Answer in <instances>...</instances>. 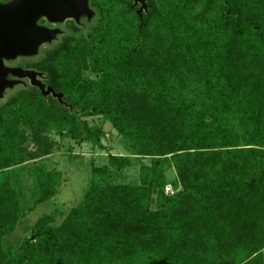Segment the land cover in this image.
<instances>
[{
	"label": "trees",
	"instance_id": "trees-1",
	"mask_svg": "<svg viewBox=\"0 0 264 264\" xmlns=\"http://www.w3.org/2000/svg\"><path fill=\"white\" fill-rule=\"evenodd\" d=\"M145 3L89 0L86 32L68 23L20 63L63 97L27 85L0 103V264H264V0ZM98 116L149 159L137 182L117 181L133 161L110 155L58 225L45 215L6 244L60 183L18 167L26 131L102 148Z\"/></svg>",
	"mask_w": 264,
	"mask_h": 264
},
{
	"label": "rangeland",
	"instance_id": "rangeland-1",
	"mask_svg": "<svg viewBox=\"0 0 264 264\" xmlns=\"http://www.w3.org/2000/svg\"><path fill=\"white\" fill-rule=\"evenodd\" d=\"M57 23L61 24L60 21ZM87 24L88 23L84 24L83 27L80 26L82 31L86 32L90 27L91 23L89 22V24ZM57 30H59L60 33L55 35V38L52 39L51 42L41 44L37 49L38 53L36 55L18 56L11 60H4V65H15L17 63H24L32 59H37L44 49L57 42L64 34L60 29ZM28 84L29 80L23 79L20 84L13 88H5L0 97V103H3L16 88ZM87 121L90 124L100 126L102 130L100 138L102 148L89 142H76L66 136L60 137L54 132H43L41 137L44 140L42 145H39L36 137L32 135L31 131H26L25 134L27 137L25 140L26 142L24 143V147L26 146L25 149L27 150L26 161L18 167H28L32 164L43 165L45 170L53 169L59 172L60 183L57 187L56 195L48 201L37 205L31 212H29L26 218L17 226L14 233L7 237L6 244L12 246L17 245L22 237L29 236L30 228L37 219L45 215H52L53 221L51 222L54 225H58L64 216L80 203L86 185L91 178L92 168L106 165L110 155L129 157L133 161L131 167L125 168L121 172L122 176H119L120 174L116 173V177L119 176L116 180L131 183L137 182L139 163L148 164L149 159H142L136 155L134 156L129 142L117 135L110 123L103 117H90L87 118ZM169 174L168 179H175L173 170L169 171ZM20 178L24 179L26 178V175L22 174L20 175ZM27 182L32 183V180L29 179ZM30 185L31 184H28L29 187ZM166 187H171V185L167 184L164 188V193L167 195L165 192ZM26 191L29 192V190L26 189L25 192L22 193L23 195L26 194L25 207H28L31 205V200L30 195L26 193ZM172 191L174 192L173 188Z\"/></svg>",
	"mask_w": 264,
	"mask_h": 264
},
{
	"label": "water",
	"instance_id": "water-1",
	"mask_svg": "<svg viewBox=\"0 0 264 264\" xmlns=\"http://www.w3.org/2000/svg\"><path fill=\"white\" fill-rule=\"evenodd\" d=\"M133 1V6L140 5L138 13L146 10L145 0ZM81 15H86L88 19L92 16L88 0H15L11 6H0V97L5 88L11 89L21 80L28 79L30 86L37 88L43 97L51 95L61 102L62 94L54 93L52 88L45 86L42 73L6 67L4 60L34 56L41 44L51 42L60 33L57 29L37 27L35 23L39 17L57 23L67 18L77 21ZM8 75L14 79H7Z\"/></svg>",
	"mask_w": 264,
	"mask_h": 264
},
{
	"label": "flooded vegetation",
	"instance_id": "flooded-vegetation-1",
	"mask_svg": "<svg viewBox=\"0 0 264 264\" xmlns=\"http://www.w3.org/2000/svg\"><path fill=\"white\" fill-rule=\"evenodd\" d=\"M15 0H0V6H11L12 3H14ZM88 3H89V0H88ZM132 4H133V0H132ZM89 5V4H88ZM133 6V5H132ZM138 6H140L138 4ZM6 7V6H5ZM91 21V20H90ZM89 19L87 18L86 15H81L79 16L78 20L76 21L74 18H67L65 19L64 21L61 22V24H58V23H55V22H51L49 21L46 17H39L37 20H36V23L35 25L37 27H44V28H48V29H60L61 31H65V27H66V24L68 23H71L73 22L74 24L76 25H79L81 27L84 26V24L86 23H89L90 22ZM5 66L7 67H20V68H23V69H26L24 67H21L20 66V63H17L15 65H6ZM31 70V69H29ZM7 79L11 80V79H14L13 77H11L10 75L7 76ZM29 85V84H28ZM27 86V85H26ZM30 86V85H29Z\"/></svg>",
	"mask_w": 264,
	"mask_h": 264
},
{
	"label": "built area",
	"instance_id": "built-area-1",
	"mask_svg": "<svg viewBox=\"0 0 264 264\" xmlns=\"http://www.w3.org/2000/svg\"><path fill=\"white\" fill-rule=\"evenodd\" d=\"M165 192L167 193V195H172L173 194V191H172L171 187H166Z\"/></svg>",
	"mask_w": 264,
	"mask_h": 264
}]
</instances>
